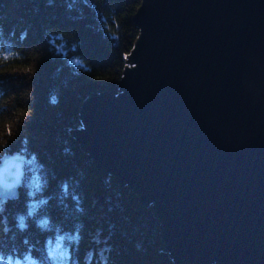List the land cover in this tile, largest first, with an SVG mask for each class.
<instances>
[{
	"label": "water",
	"instance_id": "obj_1",
	"mask_svg": "<svg viewBox=\"0 0 264 264\" xmlns=\"http://www.w3.org/2000/svg\"><path fill=\"white\" fill-rule=\"evenodd\" d=\"M134 22L119 93L70 135L152 208L174 264H264V0H141Z\"/></svg>",
	"mask_w": 264,
	"mask_h": 264
},
{
	"label": "trees",
	"instance_id": "obj_2",
	"mask_svg": "<svg viewBox=\"0 0 264 264\" xmlns=\"http://www.w3.org/2000/svg\"><path fill=\"white\" fill-rule=\"evenodd\" d=\"M140 5L0 0V160L21 153L47 180L31 194L34 173L26 164L19 196L0 205V258L7 264H174L152 208L104 177L69 132L83 125L80 110L92 93H119L140 34ZM65 235L77 239L62 242L61 258L53 246Z\"/></svg>",
	"mask_w": 264,
	"mask_h": 264
},
{
	"label": "snow or ice",
	"instance_id": "obj_3",
	"mask_svg": "<svg viewBox=\"0 0 264 264\" xmlns=\"http://www.w3.org/2000/svg\"><path fill=\"white\" fill-rule=\"evenodd\" d=\"M72 5L69 4V7ZM70 63L76 64L78 66L80 65V62L78 60H72ZM27 164L29 165V170L33 171L34 176L31 182V188H32V193L35 194L38 192H42L46 187H47V180L46 178L41 174L42 173V168L40 165L37 164L35 160L32 161H24L21 159H17L12 167L15 169V175L17 177L16 180L12 181L11 183L5 180L3 177H0V205H3L4 201L8 198H15L16 197V191L15 188L17 184L19 183V177L23 175V166ZM65 189L70 187L69 185H64ZM41 204L46 205V201H40ZM77 237H74L72 235H65L63 237L58 236L57 241H56V251L55 254L58 255L61 258H66L67 257V249L63 245V241L68 240H75ZM0 264H3V260L0 259Z\"/></svg>",
	"mask_w": 264,
	"mask_h": 264
},
{
	"label": "rangeland",
	"instance_id": "obj_4",
	"mask_svg": "<svg viewBox=\"0 0 264 264\" xmlns=\"http://www.w3.org/2000/svg\"><path fill=\"white\" fill-rule=\"evenodd\" d=\"M26 161H27V159H26ZM26 165V164H25ZM25 168V167H24ZM25 178V177H24ZM53 250H56V244L53 246ZM1 259V258H0ZM8 263H10L9 261H8ZM26 263L27 264H31V260L28 258L27 260H26ZM3 264H7V262H5V261H3ZM15 264H24L22 261H16L15 262Z\"/></svg>",
	"mask_w": 264,
	"mask_h": 264
}]
</instances>
